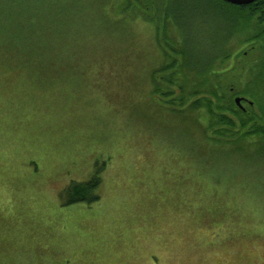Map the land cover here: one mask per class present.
Here are the masks:
<instances>
[{"label": "rangeland", "instance_id": "rangeland-1", "mask_svg": "<svg viewBox=\"0 0 264 264\" xmlns=\"http://www.w3.org/2000/svg\"><path fill=\"white\" fill-rule=\"evenodd\" d=\"M24 1L0 2V29L40 4L59 14L50 29L61 32L49 38L61 59L40 66L0 30V264H264L262 142L248 148L253 158L227 152L229 179L203 187L192 157L211 150L215 171V151L232 142L207 150L201 111L167 108L155 92L176 57L187 92L202 83L192 69L213 62L208 84L264 99L258 13L219 0H148L135 11L127 2L136 0ZM24 26L38 42L26 48L50 52L34 40L40 25ZM97 166L106 167L101 200L65 204L63 190ZM197 203L223 214L203 220Z\"/></svg>", "mask_w": 264, "mask_h": 264}, {"label": "trees", "instance_id": "trees-1", "mask_svg": "<svg viewBox=\"0 0 264 264\" xmlns=\"http://www.w3.org/2000/svg\"><path fill=\"white\" fill-rule=\"evenodd\" d=\"M0 2H5V5H9L11 3L10 0H0ZM129 2L132 5L134 11L143 10L145 7H148V4L150 3L148 0H136L135 4H132L131 1H128L127 3L129 4ZM21 4L29 5L24 0H21ZM38 7L40 9L39 11H37L38 9L34 8L29 10V12L26 11L28 9L19 10V8L16 7V11L19 10L16 15L21 18V23L12 20L10 21L9 26H6L4 27L5 29L0 30L4 31L6 38H8L11 34H14L18 37V39L22 40L19 41V43L18 41H14V43H25L24 49L21 51L26 53L31 59L35 61L37 60V58L40 59L39 65L43 66L42 64L46 62L57 61L61 59L59 54L53 53L50 47V43L52 40L49 38V36L53 32H61V28L58 26L56 28L50 29L51 17L57 16L59 14L55 12H43L41 10L40 4H38ZM261 19L264 20V17H261ZM24 21L32 26L40 25L41 32L34 40L38 41L40 39L44 42L47 41L46 46L50 52H43V54H41L38 51L37 47H34L33 50L26 48V46L34 45L38 42L29 40L30 35L35 31V27L26 30ZM20 26L25 30H20ZM24 38L26 39L24 40ZM6 41L10 40L6 39ZM168 53L169 55L171 54V52ZM183 55H185L184 51ZM182 65V62H179L176 57H173L171 61L166 62L164 68L162 69L164 73L163 77L155 80L160 83V85H157V89H155V92L160 95L161 101L167 108H173L175 105H179L182 106V108H175L174 110L177 109V111L183 112L185 111L184 108H187L194 110L195 112L201 111L200 114H202L203 121L204 123H206L207 127V136L206 139L203 138L202 144L207 146V150L209 149L210 145H212L211 142L215 144H222L225 140H229L230 142H232V145L230 143H225L226 147L218 148L215 151V159L217 157H220V160L214 159L217 164L220 165V167L216 168L215 171L208 169V167H210L213 163L212 156H209V152H211V150H208L207 154H204L206 157L199 155L201 157L200 158L196 156V153L192 157L194 162L198 166L203 167L197 170V172L200 173V176L205 177L204 179L199 180L203 183V187H207L206 182L207 180H209L211 187L213 186V188H217V186H221L225 180L229 179V170L227 169L229 167L228 165H230V162H224V160H226L224 155L227 152L228 157H230L232 160L233 158L240 156V153H243L245 157L253 158L256 157V155L254 152L248 151V148L261 142L264 147V134L263 137H259V134L262 133H259L261 129L264 130V99L258 97V94H255L252 91H250V93L244 90H242V92L235 91L237 87L233 85H225L223 87V89L225 90H221L212 82L208 84V81L211 80V77L213 75H216L217 73L214 72L216 64H214L213 62H211L209 66L211 67V70H208L209 67H205V70L197 67L196 69H192L195 73L193 75V78L199 80L202 79V83L200 84L197 82L193 87L192 92H187L180 82L181 75L183 74ZM43 70L45 71L44 68ZM258 80L259 82L261 81V84H264V72L261 73ZM165 82H167L168 84L164 85ZM239 94H244L247 96L250 95L251 98H253L252 100H254L257 108L250 106L248 107V111L240 110L235 103V98ZM196 114L199 117L198 113ZM205 116H207L209 119H205ZM213 131L214 133L212 134ZM250 137L251 140H249V142H244L245 139ZM201 146L202 145L200 142L199 148H201ZM204 152H202V154ZM180 153L184 154L181 151ZM197 158H199V160ZM205 158L206 161H209V163H206ZM218 161H222V163H218ZM104 168L106 167L97 166L91 180L85 182H73L71 185L65 188L61 194V198L64 200L65 204H93L100 201L101 196L98 195L97 192L100 190L99 188L103 183ZM178 186L179 187L177 189L182 190L180 184H178ZM178 194L182 195L180 202L184 203V206L188 205L189 194L187 192H179ZM178 194L177 197L179 198ZM214 209H211L208 205L204 206L197 203L195 208H193V214L202 218L203 220H207L213 213H219L222 216L223 211L220 210L219 206L214 205Z\"/></svg>", "mask_w": 264, "mask_h": 264}, {"label": "flooded vegetation", "instance_id": "flooded-vegetation-1", "mask_svg": "<svg viewBox=\"0 0 264 264\" xmlns=\"http://www.w3.org/2000/svg\"><path fill=\"white\" fill-rule=\"evenodd\" d=\"M220 2H222V4H226V5H231L232 6H236L237 10H240L241 13L243 12H248L247 15L249 14H253L256 16V14H254L255 12H257L258 14V19H261V17H264V0H255L250 4H233L227 0H219ZM261 8V9H260ZM239 12V11H238ZM262 20V19H261ZM259 21V20H258ZM260 24H258L257 26H259L260 28H258V30L255 32V34L252 35V37H254V44L259 42V50H260V58L258 60L259 63H261L262 60H264V20L259 21ZM247 53V51H246ZM236 97H244V99L242 100V107H240L239 105H237V107L242 110V111H248V107L252 106L254 108H257L256 104L254 103V100H252L250 98V95H238Z\"/></svg>", "mask_w": 264, "mask_h": 264}, {"label": "water", "instance_id": "water-1", "mask_svg": "<svg viewBox=\"0 0 264 264\" xmlns=\"http://www.w3.org/2000/svg\"><path fill=\"white\" fill-rule=\"evenodd\" d=\"M233 4H238V5H241V4H250L252 3L253 1L255 0H227ZM244 99V97H236L235 98V102L237 105H239L240 107H242V100Z\"/></svg>", "mask_w": 264, "mask_h": 264}, {"label": "crops", "instance_id": "crops-1", "mask_svg": "<svg viewBox=\"0 0 264 264\" xmlns=\"http://www.w3.org/2000/svg\"><path fill=\"white\" fill-rule=\"evenodd\" d=\"M82 180H85V179H82ZM82 182H85V181H82ZM216 239V238H215ZM158 254V253H157ZM149 262H151V260L149 259L148 260ZM50 264H52L51 262H50ZM151 264H152V262H151Z\"/></svg>", "mask_w": 264, "mask_h": 264}]
</instances>
